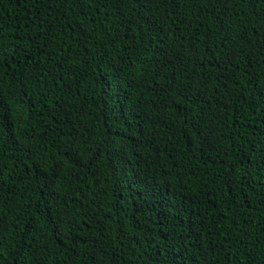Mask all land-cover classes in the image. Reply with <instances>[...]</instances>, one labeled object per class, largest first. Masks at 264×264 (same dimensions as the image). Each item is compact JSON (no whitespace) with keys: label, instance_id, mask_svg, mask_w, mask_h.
<instances>
[{"label":"trees","instance_id":"16d2710c","mask_svg":"<svg viewBox=\"0 0 264 264\" xmlns=\"http://www.w3.org/2000/svg\"><path fill=\"white\" fill-rule=\"evenodd\" d=\"M0 264H264V0H0Z\"/></svg>","mask_w":264,"mask_h":264}]
</instances>
